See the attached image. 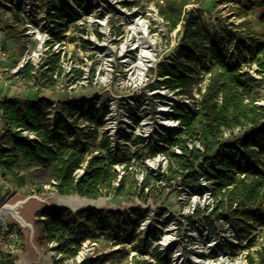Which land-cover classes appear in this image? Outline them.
<instances>
[{"label":"rangeland","instance_id":"374dc122","mask_svg":"<svg viewBox=\"0 0 264 264\" xmlns=\"http://www.w3.org/2000/svg\"><path fill=\"white\" fill-rule=\"evenodd\" d=\"M11 1L1 0L0 2V31H2L0 41L6 43L5 47L9 51L6 59L0 56V64L14 69L25 55L26 38L24 18L17 10L9 6ZM30 1L35 3L37 13L41 14H44L45 6L52 7L53 3L59 4V0ZM64 1L68 8L78 10L80 16L75 17L74 22L70 24H61V27H56V25L50 27L49 24H46V33L49 37L44 53L45 57L49 53L58 55L62 62L54 65L58 60L52 55L46 59L44 64V58L43 69L39 72L37 80L40 89L38 91L27 89L26 98L35 101L39 95L51 98L71 96L62 91L60 89L62 87L59 89H56L55 86L52 87L49 81V72L54 71L52 75H55L56 72L59 73L58 84L64 82L67 86H74L72 95L77 99L76 103L80 98L88 96L92 107L98 108L107 100L102 108H110L112 109L111 115L118 114L122 117L123 109L120 104L123 102L126 103L125 109L127 107L140 116L141 112H136V108L140 106L138 105L140 100L130 99L127 101V98L133 95L141 96V94L146 96L148 92L143 85L147 83V78L150 80L157 78L161 76L164 67L173 68L174 65H177V48L185 31L181 26L171 31L169 24L159 25L158 29H154L152 24L147 22L152 28L151 33L156 35L154 39L158 63L157 69L149 70L142 83L139 81L133 83L128 79L133 75L130 66L137 63L138 53L134 51L135 42L132 41L133 43L127 45V40H133L131 27L142 22L137 17L146 15L151 5L156 6L158 1L165 2L166 0ZM190 2L186 11L196 13L204 27L212 35H218L219 39L224 41L222 46L227 49L229 55L233 56L232 67L238 73L247 75L248 86L241 90L246 97L245 102L255 101L254 105L264 107V50L261 53L253 54L251 42L247 49L244 48V43H247L250 37L258 39L259 45L264 46V0H190ZM113 5L116 6L115 10L111 9ZM85 9L90 12L86 14ZM121 10L131 11L134 14L123 16ZM10 26L15 33L10 34L8 29ZM81 29L87 30V34H82ZM95 30L101 33L100 39L95 36L97 34ZM18 33L19 38H14L13 35H18ZM229 33L234 35L233 39L228 38ZM47 63L53 70H46ZM218 73V66L215 65L213 57L209 56L207 67L199 71V85L207 90L211 79ZM3 77L9 81L13 78L9 71L4 72ZM17 82L18 79H15L12 84H18ZM8 92L9 88L3 81L0 84L1 97L7 96ZM176 112L183 113L184 109L176 110ZM260 113L262 124H264V111ZM2 124L0 117V130ZM135 127L137 128L139 125L135 124ZM123 130L129 133L130 129L123 128ZM136 132L137 129L133 134H128L127 148H122L120 150L122 154L116 155L118 158L116 164H124L128 169V175L123 179L122 194L109 193L97 199L98 203L90 209L131 212L139 225L131 232L133 235L129 236L130 239L126 240L124 244L108 240L103 235L97 236L93 239L97 245L93 254L91 252L87 253L89 255L86 254L89 256L87 260L101 254H108L110 259L105 264H178L173 263V259L178 254H184L186 258L192 260L202 258L214 261L217 257L209 255L210 242L208 241L210 236H213L218 239L217 241L227 243L223 251L226 258L225 264L239 262L250 264V257H253L254 264H262V258L258 252L261 251L264 254V226L257 224L249 231L242 230L235 225L233 218L229 217L225 220V224L230 223L234 227L231 233L225 224L217 220L218 214H209L207 209L208 204L211 203L208 198L209 193L215 190V182L210 183L202 178L199 169V179L202 187H205L206 190L203 191L194 184H184L182 181L190 172L181 169V159L174 155L173 149L164 152L169 158V165L164 172L160 171L161 176H157V170H152L149 167L148 169L145 161L156 159L158 151L150 144L147 145L138 138H134ZM98 136L99 134L95 131L81 135L86 144V157L94 156L97 152L99 153L97 156L108 157L107 149L103 147V144L98 143ZM4 137H1L0 141L11 146L7 136ZM226 137L228 138L225 135ZM196 138L183 132L180 134L178 143L185 144ZM129 155L132 158H128ZM244 164L245 160H240L238 167L232 169L235 177L239 179L253 177L248 174ZM240 166H243V171L239 170ZM260 168L262 174L259 177L263 181L262 189H264V158H262ZM16 171L24 177V186L19 187L9 178L5 180L0 178V211L2 212V207L5 204L14 205L28 197L36 196L20 209L21 216L33 225V230L23 228L11 215L3 212L7 218L5 225L9 231H3L0 226V257L3 255L12 257L16 264H56L60 255L52 250V245L46 247L37 242L39 236V229L36 227L37 215L50 207L67 208L72 212L81 210L61 202L71 196H77V194H59L54 182L49 181L48 167L22 160L16 166ZM167 178H171L172 181L168 183ZM144 183H149V186H144ZM40 185H43L42 193H38ZM113 187L117 188V186ZM198 212H201L200 216H197ZM142 222L145 224L152 222L156 227L165 229L164 233L168 231L166 233L170 238V246L166 250H160V247L156 246V241L160 236L157 239L151 237L148 240H142L143 237L147 238L146 235L138 232ZM19 230L22 231V235ZM164 233L161 232V236L166 235ZM141 241L146 247L144 252L138 250ZM231 244L234 247H230ZM73 259L65 260L63 264H77L76 262L72 263Z\"/></svg>","mask_w":264,"mask_h":264},{"label":"trees","instance_id":"16d2710c","mask_svg":"<svg viewBox=\"0 0 264 264\" xmlns=\"http://www.w3.org/2000/svg\"><path fill=\"white\" fill-rule=\"evenodd\" d=\"M190 3V0L156 3L171 31L179 25L185 31L177 48V65L173 68L164 67L161 71V77H169L163 84L172 91H177L178 95L192 98L194 89L200 88L199 71L207 67L209 56L213 57L219 68V73L214 75L207 90L202 93L200 112L193 114L184 109L183 113L176 114L186 127L185 132L199 138L204 146V152L197 149L189 152L187 149V153L179 157L181 169L190 172L182 182L201 187L199 175L196 173V169H200L207 181L215 182L213 195L217 202L213 214L224 219L231 217L237 227L249 231L257 224L264 226V189L263 181L259 177L262 174L260 166L264 158V124L260 113L264 111V107L254 105L255 101L245 102L246 97L241 90L248 86L247 75L238 73L232 67L233 56L222 46L224 41L218 35H212L196 13L186 11ZM52 8L55 12L53 18L60 21L57 27H61L63 23L70 24L75 17L80 16L77 10L68 8L64 0H59V4L53 3ZM85 11L89 13L87 9ZM8 29L10 34L15 33L11 26ZM95 32L99 35L98 30ZM81 33L86 34L87 30L81 29ZM13 37L19 38V33ZM230 37L233 39L234 35L229 33L228 38ZM249 42L253 44V54L264 50V46L259 45V40L253 37L244 43V48H248ZM26 74L31 77L29 70ZM0 107L6 131L4 136L11 142V146H8L0 141L2 179L9 178L19 187H23L25 179L17 173L16 166L25 160L48 167L49 181L54 182L61 195L77 194L97 200L112 192L122 194L123 180L116 189L113 187L118 179V174L113 169L118 158L110 152L108 157H86V144L81 135L90 131H84L78 125L81 118L94 120L97 125H101L106 113L104 109L91 107L80 113L72 123H52L41 100L34 102L28 99H3ZM238 128L241 131L235 134ZM227 130L232 132V136L225 138ZM22 131L34 133L37 139L29 140L22 135ZM107 143L105 138L101 144L106 147ZM164 143L171 141L164 139ZM154 148L158 152L166 150L159 144H155ZM240 160H245L244 168L253 177H235L232 169L238 167ZM83 168L84 174L78 177L76 172ZM239 170L243 171V166ZM171 181V178H167L168 183ZM144 186H149V183H144ZM43 191V185H40L38 193ZM200 214L198 212L197 216ZM37 217V242L41 246L52 245V250L60 255L56 264L75 258L83 243L99 235L118 244H124L133 235V231L128 230L124 215L119 211L88 208L72 212L67 208L50 207L40 212ZM133 225L137 227L139 222L134 220ZM21 232L19 230L20 234ZM138 250H146L142 241L139 242ZM258 254L264 264L263 252L259 251ZM109 259L110 255L101 254L81 264H105ZM254 262L253 257H250V264ZM0 264L16 263L12 257L3 255L0 257Z\"/></svg>","mask_w":264,"mask_h":264},{"label":"built area","instance_id":"2783aa9c","mask_svg":"<svg viewBox=\"0 0 264 264\" xmlns=\"http://www.w3.org/2000/svg\"><path fill=\"white\" fill-rule=\"evenodd\" d=\"M9 6L17 10L24 18L26 52L22 60L14 69H12V67H4L2 64H0V80L6 83L7 88H9V92H11L10 89L13 91V95L12 93L10 94L12 97H6V99H28L22 97L21 91L23 92L26 91L27 89H34L38 91L40 89L39 88L40 84L37 82V80H38L39 72L43 69L42 62L44 58H45L44 64L46 62V59L52 55L56 58V60H58L56 63H54V65L62 62L61 59H59L58 55H54V54L51 55V53H49L46 57L44 56L45 50L47 48V38L49 37V35L46 33V24H49L50 27L54 25H56L57 27V23L60 21L53 18L55 12L52 7L45 6L43 9L44 14L37 13L38 10L35 3L31 2L30 0H12ZM148 10L149 12H147L146 15H141L137 17L141 19L142 22H139L131 27L133 40L130 39L129 43H128L129 40H127V45L131 44L132 41L135 42L134 51L138 53L137 63L130 66V70H132L131 74L133 75L131 77L130 76L128 77L129 81L133 83H137L138 81L142 83L143 79L147 76V72L149 70L157 69L158 60L154 62L152 66L146 68L148 60L153 58L156 59L155 58L156 41L154 39V36L156 35L152 34L151 30L152 28L158 29L159 25L169 24L164 19V17L161 14H159L160 12L155 5H151ZM126 12L129 13V11ZM147 22H150L152 24V28H150ZM95 36L100 39L101 33H99V35L95 34ZM0 38H2V31H0ZM8 52L9 51L6 49L4 42L0 41V56L3 59H6V57L9 55ZM28 70L30 71L31 74L30 78L26 74ZM46 70H53L50 69L48 63L46 64ZM8 71L11 72L13 76V78H11L10 81L3 77L4 72H8ZM53 72L54 71L49 72V78H50L49 81L51 82L52 87L55 86L56 89L62 87L60 89L62 91L67 92L72 97L67 96L66 98H51L48 96L39 95V98L34 102H37L39 100L43 102V106L48 114V118L52 123H54L55 121H67L72 123L73 120L80 115V113L92 107L91 101L89 97L86 96L78 100L80 104L78 102L76 103L77 99L74 98L72 95L74 86L73 85L67 86L64 82L58 84L59 73L56 72L55 75H52ZM168 78H169L168 76L166 77L159 76L157 78H152L151 80L147 78V83L143 85L144 87H146V91L148 92V93L145 92L146 96H143L141 94V96L136 97L135 95H133L132 97L127 98V101H130V99L140 100V104H138L140 106L136 108V112L138 111L141 112L140 116L134 113L131 109H128L127 107L125 109L124 105L126 103L123 102H121L120 104L121 108L123 109V114H121L122 117H120L118 114H116L115 116L111 115L112 109L102 108V106H104L105 103L107 102L106 100L104 103L100 104L98 108L95 107L97 110L104 109L106 112L105 113L106 116L105 115H104L105 117L103 116L102 124L97 125L94 120L91 121L89 119L81 118L78 121L79 127L84 129V131L97 132L99 134L98 136L99 144H101L103 139L106 138L108 143L105 148L107 149L108 152L112 153L114 156L118 154L119 155L122 154V152L120 151L122 148H127L126 146L128 145V142L126 141V139L129 136L128 134L130 135L133 134L134 130L136 129L137 132L134 134V138H138L139 140L147 143V145L150 144L153 147L155 144H159L160 146L166 149L165 151H167L168 149H173L175 153L174 155L176 157L184 156L185 153H187V149L189 152L195 149L203 152L204 146L199 138L191 139L187 141L185 144L178 143V140L180 139V133L185 132L186 127L182 123L181 118L176 116L177 114L176 110L182 108L191 111L193 114H198L201 110L200 103L202 101V93L205 92V89H203L201 85H199L200 88L196 87L193 91L192 98L183 95H178L177 91H172L165 84H163V82L168 80ZM15 79H18L17 82L18 84H12ZM199 89H201V91ZM0 117L1 119L3 118V111L1 107H0ZM135 124H138L139 127L136 128ZM123 128H129L130 129L129 133L126 130H123ZM240 131H241L240 128L236 129L235 134H238ZM5 133L6 131L2 124V128L0 130V138L3 137ZM22 135L28 138L29 140L37 139L35 134L29 131H22ZM225 135L230 137L232 136V132L230 130H227ZM164 139H169L171 143L168 144L164 143ZM164 152H157L156 159L159 161L157 163L156 169L150 167V162H151L150 159L145 161L147 168L149 167L152 170H157L156 171L158 172L157 176H161L160 171L164 172V170H166V168L169 165V158ZM98 154L99 153L97 152L95 153L94 156H97ZM128 158H132V156L129 155ZM156 159L152 161H155ZM130 169H132V167H130ZM114 170L118 174V179L116 182H114L113 186L118 187L120 185V182L128 175V169L126 165L117 163L114 165ZM196 170H198L196 171L197 174L200 173L199 169ZM84 172L85 169L83 168L78 170L76 174L78 177H80L84 174ZM202 178L205 179L203 175ZM200 188L203 191L206 190L205 187H202V185ZM211 190L212 189L210 188V191ZM213 191L209 193L208 198L211 200V203L208 204L207 209L209 214L216 215L213 214L217 202L215 201ZM119 212H121L124 215L125 222L128 225V230L134 231L135 227L133 225V221L136 219L133 213L131 212L126 213L124 210H119ZM217 220L220 221L222 224H225L226 219H224L220 215H217ZM149 224L151 225V228L145 227L146 225L144 222L141 223V227L139 228L138 232L141 233L142 235H146L147 237V238L143 237L141 239L148 240L151 237L157 239L160 236V238H158V240L156 241V246H159L160 250H166L170 246L169 245L170 238L167 235L168 231H166L167 233L166 232L164 233L165 229L156 227L155 224H153L152 222H150ZM225 227L230 229L231 233L234 230V227H232L230 223L225 224ZM2 230L9 231V228L5 225V223L2 225ZM161 232H163L166 235L161 236ZM128 240L129 237L127 238V241ZM217 240L218 239L213 236H210V238L208 239V241L210 242L209 255L211 256L212 255L215 256L216 254L223 252L225 250V246L227 245L226 242L217 241ZM96 245L97 243L95 241L87 240L85 243H83L81 250L79 251L78 255L72 260V263L76 262L77 264H81L84 261H86L87 258L89 257L86 256V254L88 252L89 253L91 252L93 254V250L95 249ZM230 247H234V245L231 244ZM203 260L204 259L202 258L197 260L194 259L192 260L190 258H186L184 254H178L173 259V263L204 264ZM185 261H187V263H185ZM213 264H217V263L213 261ZM234 264H241V262Z\"/></svg>","mask_w":264,"mask_h":264},{"label":"bare ground","instance_id":"6f19581e","mask_svg":"<svg viewBox=\"0 0 264 264\" xmlns=\"http://www.w3.org/2000/svg\"><path fill=\"white\" fill-rule=\"evenodd\" d=\"M111 9L115 10L116 9V6L113 5L111 7ZM121 15L123 16H132L133 15V12L129 11L126 12L125 10H121ZM130 42V40L128 41V43ZM156 59H150L148 60V63H147V67H150L154 64V62L157 61V57L155 56ZM159 160H155V161H151L150 162V167L153 168V169H156L157 168V163H158ZM62 203H64L65 205H70L71 207H73L74 209H85V208H90L94 205H96L98 203V201L96 200H93V199H87V198H83V197H80V196H71L69 198H67L66 200L64 201H61ZM6 220L7 218L5 217V214H3V212L0 211V226H2L4 223H6ZM147 228H151V225L149 223L145 224ZM217 258L215 261V263L217 264H225L224 261L226 260L225 258V254L224 252H221L219 254H216L215 255ZM198 258H195V260H197ZM204 264H213V261L211 259H204Z\"/></svg>","mask_w":264,"mask_h":264},{"label":"water","instance_id":"95a60500","mask_svg":"<svg viewBox=\"0 0 264 264\" xmlns=\"http://www.w3.org/2000/svg\"><path fill=\"white\" fill-rule=\"evenodd\" d=\"M31 198H36V196L28 197L27 199L19 201L14 205L5 204L2 207V212L7 215H11L14 220H16L23 228H30L31 230H33V225L28 223L20 214V209L23 208L24 205L28 203Z\"/></svg>","mask_w":264,"mask_h":264},{"label":"crops","instance_id":"0c3cea01","mask_svg":"<svg viewBox=\"0 0 264 264\" xmlns=\"http://www.w3.org/2000/svg\"><path fill=\"white\" fill-rule=\"evenodd\" d=\"M6 44V43H5ZM1 83H3V81L2 80H0V84ZM10 91L11 92H8L9 94L7 95V96H3V97H1V95H0V102L3 100V99H6V97H12L10 94L12 93V95H13V91L10 89ZM28 91V90H27ZM27 91H21V95H22V97H25L26 98V93H27ZM10 95V96H9Z\"/></svg>","mask_w":264,"mask_h":264}]
</instances>
